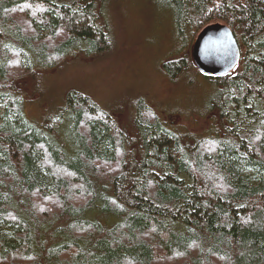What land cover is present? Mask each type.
I'll list each match as a JSON object with an SVG mask.
<instances>
[{"label":"trees","instance_id":"obj_1","mask_svg":"<svg viewBox=\"0 0 264 264\" xmlns=\"http://www.w3.org/2000/svg\"><path fill=\"white\" fill-rule=\"evenodd\" d=\"M151 1L191 32L158 61L172 82L195 85L208 23L238 39L199 105L58 88L117 52L111 0H0V264H264V0Z\"/></svg>","mask_w":264,"mask_h":264},{"label":"rangeland","instance_id":"obj_2","mask_svg":"<svg viewBox=\"0 0 264 264\" xmlns=\"http://www.w3.org/2000/svg\"><path fill=\"white\" fill-rule=\"evenodd\" d=\"M111 1L117 52L102 61L98 59L88 63L81 59L77 63H66L58 74H53L58 88H66L69 83L85 84L97 98L107 100V104L114 107L121 103L117 95L130 89L148 91L149 97L157 102L174 105L177 101L182 109L189 108L191 100L199 105L209 90L206 76L199 69L194 75L197 81L191 85L186 76L177 83L172 82L158 66V61L168 55L173 46L191 40L190 31L181 39L176 37L174 11L151 0ZM135 84L138 85L132 87ZM183 114L178 119L187 120L190 126L197 128L199 123L187 118V113Z\"/></svg>","mask_w":264,"mask_h":264},{"label":"water","instance_id":"obj_3","mask_svg":"<svg viewBox=\"0 0 264 264\" xmlns=\"http://www.w3.org/2000/svg\"><path fill=\"white\" fill-rule=\"evenodd\" d=\"M192 59L206 75L229 73L241 58V47L231 26L222 21L205 25L191 47Z\"/></svg>","mask_w":264,"mask_h":264}]
</instances>
